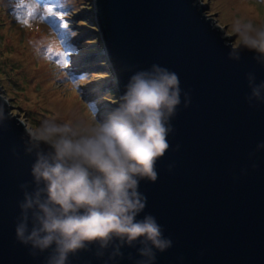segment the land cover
Returning <instances> with one entry per match:
<instances>
[{
	"label": "water",
	"instance_id": "95a60500",
	"mask_svg": "<svg viewBox=\"0 0 264 264\" xmlns=\"http://www.w3.org/2000/svg\"><path fill=\"white\" fill-rule=\"evenodd\" d=\"M120 96L131 75L159 65L179 76L181 104L155 182L142 180L146 207L171 247L151 264H264V59L248 50L230 58L227 37L201 0H94ZM1 89V87H0ZM187 104V106H186ZM26 122L0 90V264H47L17 237L21 203L36 184ZM29 129V128H28ZM143 245L114 241L69 254L67 264H142Z\"/></svg>",
	"mask_w": 264,
	"mask_h": 264
},
{
	"label": "clouds",
	"instance_id": "9594fccd",
	"mask_svg": "<svg viewBox=\"0 0 264 264\" xmlns=\"http://www.w3.org/2000/svg\"><path fill=\"white\" fill-rule=\"evenodd\" d=\"M233 31L230 58L248 50L264 59V27L237 21ZM249 80V99L264 101V83ZM180 104L179 76L153 65L130 76L118 107L103 118L90 104V124L45 119L36 129L26 127L27 150L37 157L36 187L20 205L18 239L41 252L51 249L47 264H67L69 254L94 243L106 248L114 241L140 242L142 264H151L153 249L164 251L172 242L155 217L137 219L147 203L139 185L158 179L155 166L170 147V120Z\"/></svg>",
	"mask_w": 264,
	"mask_h": 264
},
{
	"label": "rangeland",
	"instance_id": "374dc122",
	"mask_svg": "<svg viewBox=\"0 0 264 264\" xmlns=\"http://www.w3.org/2000/svg\"><path fill=\"white\" fill-rule=\"evenodd\" d=\"M201 1L227 42H236L234 20L264 27V0ZM0 85L29 129L45 119L87 125L90 104L100 118L118 107L94 0H0Z\"/></svg>",
	"mask_w": 264,
	"mask_h": 264
},
{
	"label": "bare ground",
	"instance_id": "6f19581e",
	"mask_svg": "<svg viewBox=\"0 0 264 264\" xmlns=\"http://www.w3.org/2000/svg\"><path fill=\"white\" fill-rule=\"evenodd\" d=\"M242 14V13H241ZM235 22H234V24L238 21V20H234ZM80 116V115H79ZM61 119V118H60ZM71 119V118H70ZM85 124H87V122L85 121Z\"/></svg>",
	"mask_w": 264,
	"mask_h": 264
},
{
	"label": "snow or ice",
	"instance_id": "6c2138e0",
	"mask_svg": "<svg viewBox=\"0 0 264 264\" xmlns=\"http://www.w3.org/2000/svg\"><path fill=\"white\" fill-rule=\"evenodd\" d=\"M49 11L51 12V9H49ZM61 19H63V17H61Z\"/></svg>",
	"mask_w": 264,
	"mask_h": 264
}]
</instances>
